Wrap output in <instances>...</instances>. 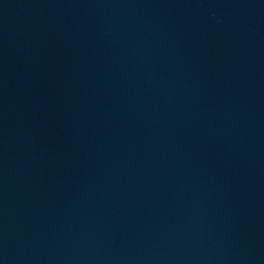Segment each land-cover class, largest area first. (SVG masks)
<instances>
[{"label":"water","instance_id":"obj_1","mask_svg":"<svg viewBox=\"0 0 264 264\" xmlns=\"http://www.w3.org/2000/svg\"><path fill=\"white\" fill-rule=\"evenodd\" d=\"M0 264H264V0H0Z\"/></svg>","mask_w":264,"mask_h":264}]
</instances>
